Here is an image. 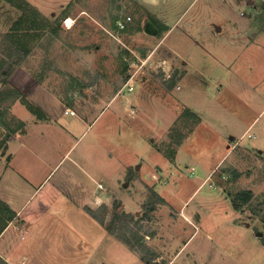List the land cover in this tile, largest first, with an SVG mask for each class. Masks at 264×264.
Returning <instances> with one entry per match:
<instances>
[{
	"label": "rangeland",
	"instance_id": "obj_1",
	"mask_svg": "<svg viewBox=\"0 0 264 264\" xmlns=\"http://www.w3.org/2000/svg\"><path fill=\"white\" fill-rule=\"evenodd\" d=\"M97 5L105 24L92 20L90 9L70 28L61 17L68 9L41 22L23 8L13 17L24 22L21 49L7 26L0 29V62L22 64L62 97L65 112L86 116L80 122L71 115L77 126L62 135L39 129L30 110L22 114L25 123L13 134L26 131L19 141L31 153L16 142L11 171L0 163V232L19 209L44 204L36 228L47 226L46 234L34 253L21 250L28 264L60 258L140 264L141 256L152 263L157 253L159 264H264V52L236 59L240 48H233L236 63L228 69L222 37L188 25L195 10L181 11L177 26L153 19L162 33L151 37L138 8L117 13L111 0ZM129 16L118 24L116 17ZM237 67L243 82L232 80ZM3 128L0 141L8 135ZM92 177L100 179L103 197L93 210L114 234L98 232L87 218L90 224L77 231L75 199L88 197ZM2 199H14L15 210ZM56 231L64 233L55 235L64 238L60 248L47 243Z\"/></svg>",
	"mask_w": 264,
	"mask_h": 264
},
{
	"label": "crops",
	"instance_id": "obj_2",
	"mask_svg": "<svg viewBox=\"0 0 264 264\" xmlns=\"http://www.w3.org/2000/svg\"><path fill=\"white\" fill-rule=\"evenodd\" d=\"M13 1L14 0H0V29L4 26H7L8 28L11 26V29L9 28L8 30L7 28L8 32L11 30V32L7 34H11L14 47L16 46L18 49L22 48L19 43L22 24L24 22H21L20 16L17 17L16 20H13V17H15V13L17 14V12H22L23 8L34 10L33 14H40V16H42V19L40 18L41 22L49 20L47 17H49V21L52 22L54 11H59L61 13L68 9L71 12L65 11L61 17L62 20H69L76 18L81 13L85 14L84 12L86 10L90 11V9H93L94 14L86 12L87 15H89L95 22L105 24L104 22H99L100 14H98V11L96 10L98 8L97 4H99L102 0ZM111 3L114 4V8L117 13L124 10L125 7L128 9L138 8L141 14H145V17L143 18V25L147 19L152 20V22L153 19H155L158 20L159 24L164 27L177 26V23L181 21V11H185L187 9L195 10V16L187 21L188 25L194 27H206V30L209 33H212L215 37H222L225 48H230V50L227 49V54L228 52L231 53V65L227 61L228 69H231L236 63L233 61V48H240L237 51L238 53L236 59H239V55H244L249 51L252 52H249L248 55H254V53L259 51V48L264 52V0H111ZM70 4L72 5L70 6ZM178 11H180V14H178ZM79 12L80 14L78 15ZM116 19L118 24H120L123 21L127 23L126 20H132V17L131 19L116 17ZM34 24L36 26L38 25L35 21ZM31 26L33 27V24H31ZM158 29L159 34L157 36H150L159 37L162 32L160 27H158ZM163 33L164 35L162 36V40L158 41L156 46L157 49L167 40L166 36L168 35V31ZM254 43H260L262 48L259 46H251ZM172 52L174 51L172 50ZM174 54L180 57L177 53L174 52ZM16 57L18 58V55H16ZM2 65H5L4 61L0 62V66ZM6 66L9 67V65ZM9 69L10 73L7 76V82L5 83L0 79V132H2L3 127H5L6 129H3L8 132V135L5 134L4 139L0 141V163H3L6 170L11 171V167L13 166L12 162L16 158L17 150H13L12 146H14L16 142L19 145L18 147H25V149H27V153H29V155L31 153V147L27 148L23 142L19 141V137L21 135L20 133L26 135V131L18 132L16 136L13 134L22 128V126H19L21 123H25L23 121L24 119L22 118V114L30 110L29 105L39 107L41 111V115L39 114L40 117H38L37 113H34L31 110L29 112L31 114L33 113L32 121L34 125L42 126L43 128L39 129L44 130L45 132L50 130L53 132L55 130L54 132L61 133L62 135L71 134V130H74L77 126L75 125L77 121L71 119V115H76V119L80 122H84L86 116H80L75 111L74 113H66L65 108L67 106H65L66 103L62 97L59 96L57 92H53L49 86L47 87V83L38 82L33 79V76L29 74L28 70L23 67L22 64L18 63L17 66L13 65L12 68L9 67ZM241 71L242 70L238 67L236 68V72L231 71L236 74L234 79L231 78L236 83L243 82V79L240 76ZM2 115L8 119L11 125L17 123L18 125L11 127L5 124L2 122L3 119H1ZM200 119L202 123L204 118L201 117ZM258 134H262V131ZM193 136L194 134L191 135V137ZM247 146L252 149H257L251 143H248ZM261 152H264V150ZM23 160H27V158ZM83 172L85 174V178L88 180L90 175L88 172ZM211 174L212 172L207 175L206 179H208ZM94 180L96 185L92 182ZM92 181L91 183H88V186L86 187L87 190L91 191L88 197L83 196L81 199L76 197L75 199L77 203H80L78 205V212L81 214L80 221L77 219V231L85 229L86 221L89 219L90 222L93 220L99 225L98 228L100 229H98V232L99 230L102 232H107V230L112 232L106 220L103 221L93 210L95 206L101 204V199H103V197L99 195V184H101L100 179L92 177ZM81 184L85 183L81 182ZM2 200L11 210H15L11 203L15 201L14 199L12 201L6 199ZM44 206V204L37 206L36 211L29 210L26 212L19 209L16 211L14 218L10 219L5 228L0 232V257L6 260L9 264H28V255L26 252H21V250L24 248H31L32 252L35 251L38 243L44 238L47 226H40L36 228V224L39 223L40 218L43 217ZM85 218H87V220ZM87 223L90 224L88 221ZM91 226H93V224H91ZM9 229H12V231L8 237H5L4 235L9 232ZM5 230V234H3ZM57 234L62 235L64 233L63 231L54 232V238H48L47 243L50 245L59 243L58 246L60 248V244L63 242L64 238H62V236L59 239L55 238V235ZM120 240L126 248L130 249V245L127 242L122 239ZM22 242H24V244ZM84 243L85 237L82 238V245H84ZM48 249H51V247ZM159 256L160 255L157 253V255L153 257L152 263L147 261L145 257L141 256L139 262L140 264H159L157 262V258H159ZM87 260L82 259L79 263V260L77 259L75 262H71H74V264H93L88 263ZM173 260L174 259L170 260L169 264H171ZM69 262L70 261L68 259L60 258L53 260L50 264H69ZM125 262H127L126 259L123 261L117 260L116 262H109L108 264H125ZM94 264H101V262H95Z\"/></svg>",
	"mask_w": 264,
	"mask_h": 264
},
{
	"label": "trees",
	"instance_id": "obj_3",
	"mask_svg": "<svg viewBox=\"0 0 264 264\" xmlns=\"http://www.w3.org/2000/svg\"><path fill=\"white\" fill-rule=\"evenodd\" d=\"M10 73V69L9 67L5 65H2L0 66V79L3 81V82H7V76L9 75ZM4 92V91H3ZM29 108L31 111H33L34 113H37L38 115L40 114L41 115V111L39 108H37L36 106H33V105H29ZM249 193V192H248ZM0 264H9L6 260H4L3 258L0 257Z\"/></svg>",
	"mask_w": 264,
	"mask_h": 264
},
{
	"label": "water",
	"instance_id": "obj_4",
	"mask_svg": "<svg viewBox=\"0 0 264 264\" xmlns=\"http://www.w3.org/2000/svg\"><path fill=\"white\" fill-rule=\"evenodd\" d=\"M144 32L148 35L157 36L159 29L150 19H147L144 24Z\"/></svg>",
	"mask_w": 264,
	"mask_h": 264
},
{
	"label": "built area",
	"instance_id": "obj_5",
	"mask_svg": "<svg viewBox=\"0 0 264 264\" xmlns=\"http://www.w3.org/2000/svg\"><path fill=\"white\" fill-rule=\"evenodd\" d=\"M128 19H131V17H128ZM67 21H68V19H66L65 22L67 23ZM120 25L123 27V26L125 25V23H124V22H121ZM130 79H131V78H129L128 82L130 81ZM130 83H131V81H130ZM130 83H128V84H130ZM128 84H127V85H128ZM127 85H126V86H127ZM132 89H133V86H130V85H129V90H132ZM66 113H74V111L71 110V109H68V108H67V109H66Z\"/></svg>",
	"mask_w": 264,
	"mask_h": 264
},
{
	"label": "bare ground",
	"instance_id": "obj_6",
	"mask_svg": "<svg viewBox=\"0 0 264 264\" xmlns=\"http://www.w3.org/2000/svg\"><path fill=\"white\" fill-rule=\"evenodd\" d=\"M66 25H67L68 28L72 27V25H73V20H72V19H69V20L67 21Z\"/></svg>",
	"mask_w": 264,
	"mask_h": 264
}]
</instances>
